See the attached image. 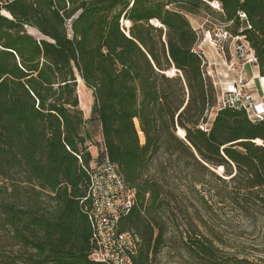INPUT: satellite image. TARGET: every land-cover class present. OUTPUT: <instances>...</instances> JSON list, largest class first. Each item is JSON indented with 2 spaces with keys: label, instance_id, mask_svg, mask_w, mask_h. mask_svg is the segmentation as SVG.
Segmentation results:
<instances>
[{
  "label": "trees",
  "instance_id": "16d2710c",
  "mask_svg": "<svg viewBox=\"0 0 264 264\" xmlns=\"http://www.w3.org/2000/svg\"><path fill=\"white\" fill-rule=\"evenodd\" d=\"M189 16L246 43L264 78V0H0V264H101L88 171L106 157L135 191L119 224L141 240L135 264L159 259L172 225L185 264H264V243L257 258L211 225L219 205L264 219V121L215 111Z\"/></svg>",
  "mask_w": 264,
  "mask_h": 264
},
{
  "label": "built area",
  "instance_id": "2783aa9c",
  "mask_svg": "<svg viewBox=\"0 0 264 264\" xmlns=\"http://www.w3.org/2000/svg\"><path fill=\"white\" fill-rule=\"evenodd\" d=\"M218 8L217 4H213ZM128 30L130 24L123 21ZM241 47L248 54L247 63L255 64L253 51L241 40ZM264 94V78H259ZM248 82L241 75L237 81L218 95V105L215 111L231 108L245 111L254 122L264 121V98L256 102L247 90ZM214 115L212 111L210 118ZM90 185L88 200L89 220L93 228V241L96 245L90 259L101 264H135L134 259L140 248L139 236L131 232H121V219L129 214L135 205V191L124 183L117 168L106 157L101 163L91 165L89 171Z\"/></svg>",
  "mask_w": 264,
  "mask_h": 264
},
{
  "label": "rangeland",
  "instance_id": "374dc122",
  "mask_svg": "<svg viewBox=\"0 0 264 264\" xmlns=\"http://www.w3.org/2000/svg\"><path fill=\"white\" fill-rule=\"evenodd\" d=\"M189 19L193 27L199 32L201 41L198 51L205 54L203 55L208 63L209 76L214 81L218 94H220L237 81L243 66L250 64L247 63L248 54L240 49V40L230 39L224 32V28L213 22L211 18L189 16ZM242 76L244 77L243 73ZM80 87H82L80 99L83 103L82 105L80 103V109L83 111L85 119H89L94 104L93 91L83 81ZM248 88L247 85V90ZM89 130L92 132L94 143H98L99 132L97 127L90 126ZM90 151L96 158L98 150L91 147ZM217 173L223 174V172L220 173V169ZM211 225L216 227L218 232L229 237L235 246L245 245L258 258L259 254L256 249H259L264 243V219H260L258 223L254 224L234 213L230 208L219 205L213 209ZM185 229V226H182L180 230L175 225L170 226L167 234V246L154 264H185L184 244L180 233L185 232Z\"/></svg>",
  "mask_w": 264,
  "mask_h": 264
},
{
  "label": "crops",
  "instance_id": "0c3cea01",
  "mask_svg": "<svg viewBox=\"0 0 264 264\" xmlns=\"http://www.w3.org/2000/svg\"><path fill=\"white\" fill-rule=\"evenodd\" d=\"M242 73L245 79L248 81L249 88H251V89L248 88V92H250L253 95V98L256 102H262L264 98V94L260 86L259 78L261 76L259 75L258 67L254 64H246L242 68Z\"/></svg>",
  "mask_w": 264,
  "mask_h": 264
},
{
  "label": "bare ground",
  "instance_id": "6f19581e",
  "mask_svg": "<svg viewBox=\"0 0 264 264\" xmlns=\"http://www.w3.org/2000/svg\"><path fill=\"white\" fill-rule=\"evenodd\" d=\"M130 24V23H129ZM154 24H156V25H159L158 24V22H156V21H154ZM131 25V24H130ZM31 31V33L32 34H34L35 36H39V34L36 32V31H33V30H30ZM170 75H173L174 74V71L173 72H170L169 73ZM79 81V87H78V94H79V99H80V94H81V92H82V87H80V84L82 83V81L79 79L78 80ZM80 103H81V105L83 104L82 103V101H81V99H80ZM84 106V105H83ZM180 135L182 136V137H184V132L182 131V130H180ZM258 143H261V142H259L258 141ZM222 169H220V173H222Z\"/></svg>",
  "mask_w": 264,
  "mask_h": 264
},
{
  "label": "water",
  "instance_id": "95a60500",
  "mask_svg": "<svg viewBox=\"0 0 264 264\" xmlns=\"http://www.w3.org/2000/svg\"><path fill=\"white\" fill-rule=\"evenodd\" d=\"M34 36V35H33ZM223 172V171H222Z\"/></svg>",
  "mask_w": 264,
  "mask_h": 264
}]
</instances>
